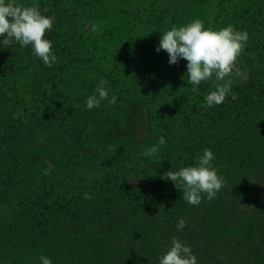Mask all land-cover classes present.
<instances>
[{"label": "trees", "instance_id": "1", "mask_svg": "<svg viewBox=\"0 0 264 264\" xmlns=\"http://www.w3.org/2000/svg\"><path fill=\"white\" fill-rule=\"evenodd\" d=\"M16 2L52 18L57 62L0 44V264H159L173 237L197 264H264V0ZM195 19L249 37L231 94L212 107L223 82L193 91L187 61L156 51ZM102 79L108 100L89 110ZM205 148L224 186L193 206L161 176Z\"/></svg>", "mask_w": 264, "mask_h": 264}, {"label": "clouds", "instance_id": "2", "mask_svg": "<svg viewBox=\"0 0 264 264\" xmlns=\"http://www.w3.org/2000/svg\"><path fill=\"white\" fill-rule=\"evenodd\" d=\"M53 27V20L41 14L38 4L23 6L16 0H0V37H4L0 44L10 45L13 41L21 46H32L34 54L43 63L51 67L57 62V57L52 54V43L45 39V34ZM248 33L234 30L232 26L220 30L205 28L204 23L195 19L186 26L173 27L161 35L156 51L164 50L168 53L169 64H178L181 59L187 61L185 76L188 83L196 91L201 82L213 80L218 83L216 90L205 97L206 105L212 107L223 103L231 94L233 69L237 58L241 55L248 41ZM236 76L247 79V75L237 70ZM228 77L229 79H226ZM107 81L100 80L95 92L87 98L86 107L91 110L99 107L102 101L108 100ZM237 97L232 94V99ZM116 96H112L109 103L114 105ZM79 107V105H77ZM165 139L160 137L157 145L146 149L142 155L151 156L159 151L158 145H164ZM214 154L207 148L203 150L196 166L183 167L179 171L168 170L161 179L170 180L182 192L185 201L193 206L201 203L202 194L211 202L224 186V178L217 174L211 161ZM52 165L49 164L44 174L51 173ZM85 199L91 196L85 193ZM186 227V221L180 219L177 229ZM41 264H51L48 257H40ZM159 264H197L196 256L189 246L184 245L176 237L172 238L169 250L160 258Z\"/></svg>", "mask_w": 264, "mask_h": 264}, {"label": "rangeland", "instance_id": "3", "mask_svg": "<svg viewBox=\"0 0 264 264\" xmlns=\"http://www.w3.org/2000/svg\"><path fill=\"white\" fill-rule=\"evenodd\" d=\"M144 57V56H143ZM236 65V64H235ZM235 67V66H234Z\"/></svg>", "mask_w": 264, "mask_h": 264}]
</instances>
